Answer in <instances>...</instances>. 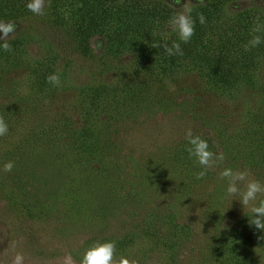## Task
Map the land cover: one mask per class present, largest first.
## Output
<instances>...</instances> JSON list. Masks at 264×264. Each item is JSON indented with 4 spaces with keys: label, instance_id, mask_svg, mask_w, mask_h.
Wrapping results in <instances>:
<instances>
[{
    "label": "rangeland",
    "instance_id": "obj_1",
    "mask_svg": "<svg viewBox=\"0 0 264 264\" xmlns=\"http://www.w3.org/2000/svg\"><path fill=\"white\" fill-rule=\"evenodd\" d=\"M253 2L262 3H236ZM35 29L12 52L0 50L9 126L0 137V264L17 253L23 264H81L107 240L117 259L138 264H264V233L219 177L230 167L264 183V59L249 84L221 87L198 65L160 63L151 79L130 75L123 88L121 75L142 62L136 51L109 52L90 67L88 57L58 59ZM54 72L59 87L46 80ZM188 129L226 156L203 180L186 151Z\"/></svg>",
    "mask_w": 264,
    "mask_h": 264
},
{
    "label": "trees",
    "instance_id": "obj_2",
    "mask_svg": "<svg viewBox=\"0 0 264 264\" xmlns=\"http://www.w3.org/2000/svg\"><path fill=\"white\" fill-rule=\"evenodd\" d=\"M67 1L72 5L63 4ZM237 1L203 0L200 4L192 0L195 34L189 43L181 42L183 56H168L163 47H151L157 42L169 46L173 41L179 42L178 35L167 25L171 16L182 10L173 0H45L44 16L30 12L25 6L28 0H0V21L17 25L8 39L12 46L20 36L30 37L26 32L36 28L35 35L53 47L58 59L70 55L88 57L90 67L104 64L100 59L112 56L109 52L114 54L121 48L136 51L139 58L143 57L142 62L132 63L130 73L121 75L123 88L128 85V81L123 82L130 75L142 74V79H151L154 73L151 66L160 63L166 67L198 65L221 87H234L247 83L258 62L264 59V42L248 51L244 47L255 35L264 40L263 30L254 31L259 23H264V0L248 7L237 6ZM197 13L204 14L206 23H199ZM94 36L101 39L102 57L91 50ZM101 87L94 86L95 91Z\"/></svg>",
    "mask_w": 264,
    "mask_h": 264
},
{
    "label": "clouds",
    "instance_id": "obj_3",
    "mask_svg": "<svg viewBox=\"0 0 264 264\" xmlns=\"http://www.w3.org/2000/svg\"><path fill=\"white\" fill-rule=\"evenodd\" d=\"M176 7L182 10L173 14L168 20V29L178 35L179 42L173 41L171 46L167 43H153L151 47L161 48L168 56H183L184 52L181 47V42L187 44L191 41L195 34L196 21L192 17L194 6L192 0H173ZM197 3L203 4V0H197ZM26 8L37 16H44L46 14L45 0H28ZM197 18L200 24L206 23V18L203 13H197ZM159 23V21H157ZM16 23L0 21V47L5 52H12L13 48L8 43L9 37L16 31ZM254 31H261L257 26ZM264 40L261 36L255 35L244 46L245 51L251 48L258 47ZM49 84L59 87L61 86V77L58 72H54L46 77ZM9 131V126L3 116H0V137L5 136ZM187 147L186 151L190 158H194L195 162L201 167V170L195 174L197 180H203L209 170L215 169L224 163L226 156L223 152L214 153L210 150L207 140L203 139L200 135H194L191 129L186 131ZM14 162L8 161L3 166V171L11 172L14 168ZM250 173L246 170H233L230 167H225L219 172V177L227 181L226 196L236 197L239 196V202L242 208H249L251 218H249V225L254 226V229L264 233V199L258 197L264 196V183L259 180L250 179ZM243 184V190L240 185ZM236 200V199H233ZM258 201V202H257ZM264 239V235L259 237ZM116 241L107 240L104 242H97L86 249L83 254L81 264H138L135 259H129L125 256L116 258ZM24 256L17 253L12 261V264H23ZM65 264H72L71 257H68Z\"/></svg>",
    "mask_w": 264,
    "mask_h": 264
}]
</instances>
